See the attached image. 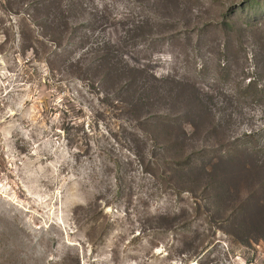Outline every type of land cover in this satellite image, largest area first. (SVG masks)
<instances>
[{"label": "rangeland", "instance_id": "374dc122", "mask_svg": "<svg viewBox=\"0 0 264 264\" xmlns=\"http://www.w3.org/2000/svg\"><path fill=\"white\" fill-rule=\"evenodd\" d=\"M261 221L264 0H0V264H264Z\"/></svg>", "mask_w": 264, "mask_h": 264}, {"label": "trees", "instance_id": "16d2710c", "mask_svg": "<svg viewBox=\"0 0 264 264\" xmlns=\"http://www.w3.org/2000/svg\"><path fill=\"white\" fill-rule=\"evenodd\" d=\"M252 221H255L254 219H252ZM256 222V221H255ZM261 222H263V221H261ZM264 223V222H263Z\"/></svg>", "mask_w": 264, "mask_h": 264}]
</instances>
